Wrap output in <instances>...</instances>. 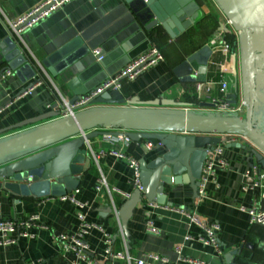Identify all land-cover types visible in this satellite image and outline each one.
Here are the masks:
<instances>
[{
  "label": "crops",
  "instance_id": "crops-1",
  "mask_svg": "<svg viewBox=\"0 0 264 264\" xmlns=\"http://www.w3.org/2000/svg\"><path fill=\"white\" fill-rule=\"evenodd\" d=\"M44 0H0V77L4 66L3 51L7 49L8 21L18 20ZM200 18L185 32L171 38L166 32L158 30L157 37L150 35L139 24L136 16L123 0H68L60 7L40 18L31 27L25 28L17 38L22 48L40 66L46 83L39 82L24 96H17L26 83L12 71L4 80L0 79V128L15 124L36 115L50 111L54 102V92L64 97L70 95L67 86L72 80L78 85H91L103 74L114 73L129 61L150 47H156L163 60L131 81H124L119 90L127 99L148 101L156 98L171 100L181 107L193 110L209 104L208 94L214 92L217 82L222 79L234 81L231 64L220 47L226 42L234 47L236 55L238 82L244 87L240 65V40L237 33L225 21L220 8L214 0H194ZM216 39L217 45L211 40ZM208 45L212 51L209 58L205 83L187 81L177 76L173 69L189 54ZM101 49L107 58L106 67H96L95 49ZM45 60V65L41 62ZM228 67L227 70L225 68ZM99 76H101L99 78ZM196 78L197 71L190 72ZM100 84V83H99ZM98 84V85H99ZM96 86V85H95ZM126 106V104L124 105ZM112 133L122 132L119 127L98 128ZM15 130L6 132L8 134ZM112 136V135H111ZM144 141H130L126 145L111 143L106 136H96L87 146L91 154V165L81 174L76 199L83 207L60 201L59 197L17 198L0 188V220L19 219L38 214L47 228H32L31 239L20 238L15 244L0 245V264H30L43 259L45 264H66L68 256L60 253L54 238L61 232L73 231L78 226L77 214L82 212L85 220L98 228H92L85 241L89 253L102 264L103 251L108 246L115 252H127L132 260L144 254H156L168 259L166 264H185L177 261L175 246H181L185 257L197 259L203 264H224L222 256L242 245L246 256L258 254L264 249V227L250 224L245 212L239 206L249 208L255 192L242 190V174L250 165L257 163L250 152L237 147H225L224 156L228 167L218 170L217 187L210 185L207 198L195 203L192 190L187 184L172 185L166 193V201L173 206L139 203L127 222L128 240L120 231L119 218L114 209L123 202L120 194L111 191L116 188L131 193V170L127 163L113 155L105 154L97 161L94 153L110 149H122L128 155L146 161L163 152L162 146H154L150 151ZM103 177L106 186L95 189L98 178ZM264 206V201L261 203ZM111 207V211L106 208ZM181 209L195 213L199 218L214 221L220 225L217 234L223 254L218 256L212 247L203 246L196 241L185 240L184 236H196L200 230L188 226L187 218ZM151 220L157 232L146 229V221ZM113 264H127L116 260ZM163 264V263H157Z\"/></svg>",
  "mask_w": 264,
  "mask_h": 264
},
{
  "label": "water",
  "instance_id": "water-1",
  "mask_svg": "<svg viewBox=\"0 0 264 264\" xmlns=\"http://www.w3.org/2000/svg\"><path fill=\"white\" fill-rule=\"evenodd\" d=\"M150 35L157 37L160 29L171 38L185 32L200 18L194 0H123ZM230 22L240 40V65L246 97L244 117L218 116L185 109L182 104L156 98L148 101L127 99L119 90L104 91L92 98L88 106L73 109L72 105L97 85L116 74L104 73L90 86H67L68 97L54 92L50 111L0 128V188L14 197H60L77 189L81 174L91 165L87 143L96 136L124 135L130 141H159L163 152L149 161L139 159L142 191L134 189L117 208L120 231L128 240L127 222L135 207L149 204L173 206L166 201L165 190L172 185L187 184L192 198H197L198 179L206 152L220 142L214 134L240 133L254 145L250 148L257 164L264 170V73L257 67V52L264 51V0H214ZM54 4H48L15 27L22 29L28 22ZM1 72L12 71L22 83L28 82L17 96L38 82L46 83L40 66L28 55L7 27ZM212 51L204 45L186 56L173 72L184 80L205 83L207 65ZM107 58L96 67H106ZM45 60L41 62L45 65ZM197 71L196 78L190 72ZM234 76L232 94L238 89L236 55H232ZM96 85V86H95ZM234 101V100H232ZM126 104V106H124ZM210 104H205L209 106ZM66 109L71 114L62 116ZM119 127L122 132L100 131L98 128ZM15 130L8 134L6 132ZM225 147L246 149L242 144ZM109 212L111 207L106 208ZM242 245L222 256L224 264H264V249L246 256Z\"/></svg>",
  "mask_w": 264,
  "mask_h": 264
},
{
  "label": "built area",
  "instance_id": "built-area-1",
  "mask_svg": "<svg viewBox=\"0 0 264 264\" xmlns=\"http://www.w3.org/2000/svg\"><path fill=\"white\" fill-rule=\"evenodd\" d=\"M68 0H44L38 6L30 10L27 14L19 18L18 20L9 22L7 27L14 32V35L19 38L20 32L28 27H31L43 16L49 14L51 11L60 7L64 2ZM47 10L43 11L35 17L32 21L28 22L22 29L15 31V27L20 23L27 20L30 16L36 14L43 7L53 3ZM228 25L230 22L225 18ZM236 32V31H235ZM217 40H211L212 45H217ZM220 47L227 56V65L231 64L234 47L226 42H221ZM94 56L96 61L103 57L101 49H95ZM236 54V53H235ZM163 60V55L156 47H150L148 50L138 55L129 61L123 68H121L116 74L108 77V79L101 82L94 90L84 97L79 98L73 105V109H82L88 106L89 101L104 91L120 90L124 81H131L144 73L146 70ZM228 67L225 68L227 70ZM11 71H6L1 75L0 79L4 80L10 76ZM39 83V82H38ZM33 87L25 90L20 96L29 94ZM232 86L229 81L222 79L217 82L215 90L208 94L209 106H198L193 108L194 111L202 113H213L218 116H232V117H244L246 111V97L243 94L242 85L238 82V89L235 92V98L232 99ZM234 100V101H232ZM62 116L71 114V109H66ZM106 139L111 143L126 145L130 142V139L124 135H105ZM211 136H217L220 142L214 145L210 150L206 152V157L203 162L200 177L198 179L197 198L194 202L200 203L207 198V190L210 185L218 186L216 182V175L218 170H223L228 167V161L224 156V149L229 144H242L246 147H254L253 143L243 134L240 133H225L214 134ZM154 146H161L159 141H144V147L147 151H150ZM105 154L113 155L117 158L124 160L129 169L131 170V183L134 189L142 191L140 183V168L139 160L136 157L128 155L122 149H110L107 151H99L92 154L93 158L97 161L101 156ZM242 190L246 192H255L253 195L252 206L246 208L245 206H239L238 209L245 212L249 217L250 224H258L264 227V206L261 203L264 201V170L257 163L250 165L242 174ZM103 186H106L105 179L103 177L98 178L95 184V189L100 191ZM114 191L121 195L123 201L128 199L130 193L122 192L116 188H112ZM78 189L71 191L58 199L60 201L71 202L78 207H83L85 204L79 202L76 199ZM154 205V204H153ZM188 220V226H195L200 230V233L196 236L186 234L184 239L187 241H196L203 246L212 247L215 254L221 256L223 249L220 246L217 238V234L220 231V225L214 221H207L199 218L193 212H187L181 209H177ZM116 216L118 217L117 209H114ZM78 226L75 230L69 232H61L55 235V239L58 242L60 253L63 256H68L66 264H99L90 253L88 245L85 241L87 235L92 228H98L96 225L90 224L85 220V216L82 212L77 214ZM146 229L151 232H157L153 226L151 220L146 221ZM47 228L46 225L41 223L40 216L38 214H31L28 217L19 219H7L0 220V245H12L15 244L20 238L31 239L34 234L31 232L32 228ZM106 241L108 246L103 251L104 259L102 264H113L116 260H124L127 264H157L168 263V259L156 254H144L141 257L132 260L127 252H115L109 242V236L106 234ZM175 252L177 253V261L185 264H203L197 259L185 257L181 253V246H175ZM30 264H45L43 259H36L30 262Z\"/></svg>",
  "mask_w": 264,
  "mask_h": 264
},
{
  "label": "flooded vegetation",
  "instance_id": "flooded-vegetation-1",
  "mask_svg": "<svg viewBox=\"0 0 264 264\" xmlns=\"http://www.w3.org/2000/svg\"><path fill=\"white\" fill-rule=\"evenodd\" d=\"M260 63V64H259ZM256 65L258 68H260L264 73V51H258L257 52V59H256Z\"/></svg>",
  "mask_w": 264,
  "mask_h": 264
},
{
  "label": "rangeland",
  "instance_id": "rangeland-1",
  "mask_svg": "<svg viewBox=\"0 0 264 264\" xmlns=\"http://www.w3.org/2000/svg\"><path fill=\"white\" fill-rule=\"evenodd\" d=\"M260 64V63H259Z\"/></svg>",
  "mask_w": 264,
  "mask_h": 264
}]
</instances>
